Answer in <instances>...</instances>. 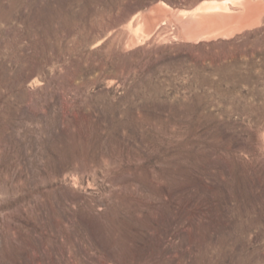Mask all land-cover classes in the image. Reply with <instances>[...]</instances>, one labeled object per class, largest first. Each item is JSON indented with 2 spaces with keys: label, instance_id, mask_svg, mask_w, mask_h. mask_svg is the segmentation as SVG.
<instances>
[{
  "label": "rangeland",
  "instance_id": "rangeland-1",
  "mask_svg": "<svg viewBox=\"0 0 264 264\" xmlns=\"http://www.w3.org/2000/svg\"><path fill=\"white\" fill-rule=\"evenodd\" d=\"M201 1L0 0V264H264V15Z\"/></svg>",
  "mask_w": 264,
  "mask_h": 264
},
{
  "label": "bare ground",
  "instance_id": "bare-ground-1",
  "mask_svg": "<svg viewBox=\"0 0 264 264\" xmlns=\"http://www.w3.org/2000/svg\"><path fill=\"white\" fill-rule=\"evenodd\" d=\"M231 7H238L240 12H232ZM263 15L264 0H204L191 10L177 11L175 17L182 39L198 43L229 39L242 30L258 26Z\"/></svg>",
  "mask_w": 264,
  "mask_h": 264
}]
</instances>
